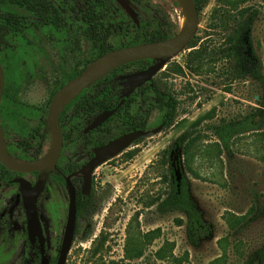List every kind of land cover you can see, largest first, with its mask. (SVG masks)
Listing matches in <instances>:
<instances>
[{"label": "rangeland", "instance_id": "1", "mask_svg": "<svg viewBox=\"0 0 264 264\" xmlns=\"http://www.w3.org/2000/svg\"><path fill=\"white\" fill-rule=\"evenodd\" d=\"M149 1L179 23L183 11L172 0ZM4 8L26 14L12 5ZM243 11L251 21V46L264 74V0H209L188 45L155 75L179 101L173 125L133 143L95 169L91 211L78 219L65 264H264V258L255 255L264 242V126L235 137L230 153L219 146L211 129L258 107V85L232 79L231 62L223 53L227 34ZM24 37L32 44L26 52L29 62L19 59L10 71L5 70L4 86L17 88L16 101L47 111L53 91L74 72L73 44L36 31ZM79 39V59L84 63L91 58L92 47ZM0 111L11 135L41 128L39 121L21 118L4 106ZM158 123L154 111L148 130ZM49 147L50 141L42 154ZM167 148L171 153L166 161L175 178L179 171L183 174L190 200L211 227V235L196 245L187 239L185 214L160 206L168 191L162 177L168 175L162 167ZM84 155L81 147L62 152L74 164ZM65 202V192L52 183L39 200L45 247L56 250V255L66 211L50 205ZM9 206L0 204V211ZM6 237L0 230V264H21L22 242L12 246Z\"/></svg>", "mask_w": 264, "mask_h": 264}, {"label": "trees", "instance_id": "2", "mask_svg": "<svg viewBox=\"0 0 264 264\" xmlns=\"http://www.w3.org/2000/svg\"><path fill=\"white\" fill-rule=\"evenodd\" d=\"M193 1L198 14L209 2V0ZM129 2L137 15L139 26L131 21L114 0H0V65L4 73L5 70L10 71L14 62L19 59L29 62L26 52L31 50L32 44L25 39L24 34L34 36L36 31L50 36L58 35L66 44L72 42L74 72L67 81L60 82L53 91L50 102L57 90L76 77L94 59L114 49L166 40L178 32V24L170 20L159 5H154L149 0H129ZM173 3L180 7L175 1ZM6 5L15 6L26 14L18 15L4 8ZM244 13L245 11L240 14L241 18L227 34L223 53L231 62L228 70L231 78L255 82L259 87L260 96L258 107L249 114L211 127L219 146L227 153H230L231 142L235 137L256 132L264 126V74L251 46V21L245 18ZM80 37L92 47V56L84 63L79 59ZM152 64L151 60H141L121 66L101 80L85 87L70 100L59 117V124L64 132V149L70 148L71 146L66 147V145L74 140L71 132L75 131L76 127L81 129L84 126V120H77L79 117L93 118L98 113L113 110L117 106L124 90L118 80L119 76L124 75L123 71L133 72ZM8 92L16 94L17 88L4 86L1 103L5 109L26 118L39 117L43 124H46L47 111H41L35 116L34 109L30 106H12L11 103L15 101L7 96ZM178 105L179 101L167 86L154 77L126 98L99 129L90 133V144H93L97 138L101 144H104L131 131L148 130V121L154 111L159 115L158 125L162 124L164 128L170 127L175 121ZM37 146L38 144L28 147L19 146L15 150L18 155H13V158L20 161L36 160L41 154V149ZM170 153V148L162 152L165 160L162 162V167H166L168 171V175L163 174L162 177L168 182V191L160 206L167 211L185 214L187 239L191 244L196 245L211 235V227L203 220L201 213L190 200L187 182L179 170L180 177L175 178L173 170L166 161ZM61 157L64 156L61 154ZM51 181L56 186H64V181L58 174L53 175ZM63 190L65 192L64 187ZM76 194H79L78 190ZM76 206L75 229L78 219L85 217L91 211L92 203L79 207L77 200ZM256 207L257 211H260L258 204ZM45 254L49 264H54L57 257L56 250L51 252L46 247ZM255 255L259 260L264 258V242ZM138 256L139 253L136 254V257ZM0 262L3 260L1 259ZM23 264H39L38 249L31 246L27 240Z\"/></svg>", "mask_w": 264, "mask_h": 264}, {"label": "water", "instance_id": "3", "mask_svg": "<svg viewBox=\"0 0 264 264\" xmlns=\"http://www.w3.org/2000/svg\"><path fill=\"white\" fill-rule=\"evenodd\" d=\"M114 1L127 14L131 21L136 26H139L137 15L130 6L129 0ZM173 1H175L186 14L185 25L182 28L179 26L176 34L166 40L109 51L91 61L76 77L66 82L57 90L49 102L46 126L43 132L44 137L46 132L49 131L50 147L42 157L33 161H20L12 158L6 149L4 133L0 126V163L7 169L16 173H37L36 180L33 184L24 179H16L14 182L19 184V192L21 194L26 220L27 240L31 245H34L35 242L37 243L40 264H48V258L45 255V238L42 234L41 223L38 216L37 200L44 192L46 182L48 181L50 173L54 171L62 150L63 135L59 125V117L62 110L82 89L101 80L113 70L141 60L153 61V64L146 69L118 77V80L124 88L121 93V101L113 110L103 111L96 116L85 128L84 133H87L110 118L116 109L123 104L126 98L154 78L168 60L180 53L196 33L199 23V14L193 0ZM3 88L4 72L0 65V100ZM162 128L163 125L161 124L152 130L131 131L107 142L103 146L93 149V157L78 172L82 174L83 179L81 193L87 194L90 188V175L95 168L118 156L134 142L155 135L160 132ZM71 176L72 175L64 177L68 206L55 264H65L66 256L70 250L75 232L76 202L74 188L70 182Z\"/></svg>", "mask_w": 264, "mask_h": 264}, {"label": "flooded vegetation", "instance_id": "4", "mask_svg": "<svg viewBox=\"0 0 264 264\" xmlns=\"http://www.w3.org/2000/svg\"><path fill=\"white\" fill-rule=\"evenodd\" d=\"M139 70H143V69H138V70H135L133 72H136ZM133 72H129L126 74H130ZM120 84H121V82H120ZM8 97L13 98L15 101V102L11 103L12 106L27 105V104H23L21 102L16 101L15 100L16 94L9 95ZM120 97H121V95H120ZM1 99H2V97H1ZM48 105H47V110H48ZM1 106H3V105H2L1 100H0V107ZM27 106H29V105H27ZM30 107H32V106H30ZM32 108L34 109L33 114L35 116L37 114H40V112L42 111L40 108H35V107H32ZM100 113H102V112H100ZM100 113H98L96 116H98ZM18 116H20V115H18ZM96 116H94L93 118H88V119H83V118L79 117L77 120H79V121H81V119L84 120V126L81 129H80V127H76L75 131L73 130V132H71V137H73L74 140L71 141L70 143L68 142V144L66 145V147L71 146L72 148H74V147H81L82 148V151L85 152V155H84V157L80 163H77V164L72 163L70 161L69 156L61 157V154L65 148V145H64L65 143L63 142V138H62V150H61V153H60L59 158L57 160V163L55 165V169H54V171H52L50 173L48 181L46 182V185H45L44 192L38 197V200H37L38 216H40L39 200L46 193L48 184L52 183V181H51L52 176L56 175V174H58L63 179V181H64V177L72 175L70 178V182L74 188L75 202L78 200L79 207L82 205H89V203H92L93 190L95 188L94 171L96 168L92 171V173L90 175V188H89L87 194L81 193L82 185H83V179H82V174H79L78 172L93 157V149L98 148V147L106 144V143L101 144L99 138H97L93 144H90V133L99 129V127H101L103 123L100 126H98L97 128H95V129H93L87 133H84L85 128L92 122V120ZM20 117L25 118V119L39 121L41 123V128H39V129H32L31 128L29 130V132L25 135H20V136L11 135L8 132V129L3 122L1 112H0V126L3 130V133H4V143L6 145V149L9 153V155L12 158H13V155L17 154L15 152V150L19 146L28 147V146H33L35 144H38L37 147L39 149H41V151H42L44 144H46L47 142L50 141L49 131H47L45 136L43 137V132H44V128H45L46 124H43V122L41 121V119L39 117H37V118H26L23 116H20ZM61 132H62V135L64 137V132H63L62 128H61ZM43 155L44 154H42V152H41V154L39 155V157L37 159H39ZM31 161H33V159ZM27 175L34 177L36 180L37 173H35V172L29 173V174L16 173V172H13V171L7 169L6 167H4L0 163V191L2 192V195H0V204H3V203L7 204L8 203L10 205L6 212L0 211V230L4 231V233L7 235L6 238H8V240L12 246H16L19 241L22 242L23 248H22V256H21L22 257L21 258V260H22L21 264H23L24 252H25V242L27 240L26 220H25V214H24V208H23V204H22L21 194L19 192V184L17 182H14V180L24 179V180L28 181L25 178ZM35 180H34V182H35ZM28 182H30V181H28ZM34 182H30V183L33 184ZM52 184L55 187H57L59 190L60 189L63 190V187H64L65 195H66V202L64 204H60V205L58 203H53L50 205V207H52L54 210H58V211H62L65 209V211L67 213L68 198H67V189H66L65 182H64L63 187H61L60 185L56 186L54 183H52ZM77 190L79 192L78 195L76 194ZM76 208H77V206H76ZM76 211H77V209H76ZM39 220H40V218H39ZM75 226H76V223H75ZM41 228H42V224H41ZM63 230H64V228H63ZM42 234L45 238V233L43 231V228H42ZM45 240H46V238H45ZM60 243H61V240H60ZM31 246L36 247L38 249L36 242L34 243V245H31ZM59 247H60V244H59ZM59 247H58V250H59ZM58 250H57V255H58ZM45 253H46V247H45ZM56 259H57V257H56ZM55 263H56V261H55ZM39 264H40V259H39ZM48 264H49V259H48Z\"/></svg>", "mask_w": 264, "mask_h": 264}, {"label": "bare ground", "instance_id": "5", "mask_svg": "<svg viewBox=\"0 0 264 264\" xmlns=\"http://www.w3.org/2000/svg\"><path fill=\"white\" fill-rule=\"evenodd\" d=\"M182 11H183V9H182ZM179 19L180 20H179L178 26H180V28H182L185 25V21H186V14L184 11L182 13V16H180Z\"/></svg>", "mask_w": 264, "mask_h": 264}]
</instances>
